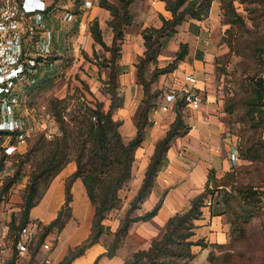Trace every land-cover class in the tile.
Wrapping results in <instances>:
<instances>
[{"label":"rangeland","instance_id":"1","mask_svg":"<svg viewBox=\"0 0 264 264\" xmlns=\"http://www.w3.org/2000/svg\"><path fill=\"white\" fill-rule=\"evenodd\" d=\"M54 1L57 3L58 11L50 19V25L54 30V51L50 56L55 58L54 60L58 58L60 61H57L56 67L46 71L39 79V87H35L32 93H30L31 91L27 93L26 99L30 105L39 109L38 111L46 108L50 113L48 100L52 97L65 98L67 112L75 108L81 101L91 106L100 103L103 108H107L110 99L107 91L109 69L106 60L110 54L109 51L104 50L99 43L94 41L91 26L96 21L103 40L109 44L112 36L109 22L111 15L106 9V12L102 10L97 13L93 7H86L83 4L85 0H81L77 5L73 4V0L71 3L69 0ZM112 1L117 2L118 0ZM211 5L215 9L214 11H217L216 15L207 20L205 18L208 16L203 18L205 20L197 27L188 24L189 39L191 40L193 33H195L200 37L201 43L208 40L207 47L212 54L209 60L211 70L209 72L204 71L203 74L209 73L207 81L215 93L214 105H217L215 115L224 124L223 134L229 136L235 143L240 157L233 167H227L221 175L216 176L215 170L209 172L212 181L210 180L207 195H211L215 209L224 210L223 214L227 223L225 240L221 243L202 241L201 244L194 245L191 247L192 255L181 259V263L264 264V208L259 196L260 188L264 185V108L261 107L257 99L255 84L256 79L260 77L264 69V0H211L210 7ZM68 8L75 12L82 10L80 18L83 21L82 24H80V20L77 22L76 19L64 20L61 18V13ZM75 14L73 13V18H76L77 15ZM143 23L135 22L132 15L130 22L124 26L123 37L120 41L119 59H121L122 54L125 55L126 52L132 50L131 52L135 54V61L132 63L135 70L136 63L144 49L143 38L141 35L140 39L139 33L141 34L142 28L148 26L147 24L143 26ZM181 24L180 29L178 27L179 33H175L160 48L156 58L146 65L145 75L147 78L150 77L155 66H164L174 59L175 52L181 40L184 39L183 36L186 31L185 26L187 24L184 22ZM132 64L129 63L126 67L130 66L131 68ZM182 70L179 61L176 68L159 74L151 83L150 88L155 96L152 99L153 106L148 112L149 124L145 128L144 137L147 127L152 123L149 119V113L162 105L165 82L169 83L171 74ZM136 83L142 89V84L137 76ZM118 91L122 95L119 82ZM143 97L142 89V95L139 98L135 97V104L133 105L134 108L137 106L134 117L135 127ZM175 104L174 100L172 109L170 108L174 115L176 112ZM179 111L186 118L190 115V110L186 106H180ZM67 112L65 114L66 120L68 118ZM114 117L118 118L115 112ZM54 130L55 133L58 132L57 124H55ZM165 131L159 138L165 134ZM33 137L29 138L25 146L26 150L29 149L35 139ZM124 139L127 138L124 137ZM29 164V160L23 164L22 172H28ZM137 164V161H134L133 166L137 167ZM214 177L224 184L215 186ZM21 183L19 182V186L13 187L12 194L9 196V203L4 204L3 208L0 209L1 214L4 212L6 216L21 215L20 209H18L22 200L23 185ZM124 185H127V181ZM249 188L258 192L249 195L246 191ZM119 194L120 200L113 210L119 211L122 208L121 215L116 216L118 219L125 215L130 204V201L126 205L124 204L122 188ZM123 205L124 207H122ZM39 208V205L33 208L31 214L33 216L39 215L37 214ZM131 214H136V211L134 210ZM40 215L45 216L46 214ZM30 218L43 225L49 222L45 219L41 220L39 217L30 216ZM163 232L164 227L153 238L160 237ZM59 233L52 230L45 238L57 237ZM39 235L36 237V248L31 246L32 250L35 248L32 262L36 264H42L38 252L43 240ZM111 237L112 234H106L101 240L104 243V241H109ZM58 241L57 239L53 247L43 254L50 256ZM124 242L125 236L120 246H123ZM130 245L132 248H128L126 257L130 256L136 249L141 248L137 244ZM195 248L200 249L196 251ZM57 262L53 263L51 259L50 264Z\"/></svg>","mask_w":264,"mask_h":264},{"label":"trees","instance_id":"2","mask_svg":"<svg viewBox=\"0 0 264 264\" xmlns=\"http://www.w3.org/2000/svg\"><path fill=\"white\" fill-rule=\"evenodd\" d=\"M69 1L71 3V0ZM80 1L73 0V4L77 5ZM133 1H97V5L108 10L111 15L109 22L112 36L109 44L103 40L98 23L95 21L91 26L94 41L99 43L104 50L109 51L110 54L106 60L109 69L107 91L110 101L108 107L103 108L100 103L91 106L81 101L75 108L67 112L65 98H50L48 108L58 126V132L51 138L37 133L33 137L35 139L29 149L26 150L24 147L14 159L13 168L5 176L2 185V192L12 191L13 187L19 186V182H22L23 185L22 200L18 206L21 215L12 214L10 217L11 231L17 232L32 221L30 210L39 202L55 175L70 160H75L76 169L64 182V202L58 209L56 216L48 224L40 223L41 228L38 234H40L41 240L51 242V248L56 243L57 237L51 239L45 237L52 230L60 232L71 217V185L76 177H80L83 182L87 196L94 206V214L88 235L73 247H69L56 264H70L75 257L83 254L90 245L98 241L102 242L101 239L106 234H112V237L109 241L102 242L106 248L102 254L108 257L115 255L131 223L138 220H148L157 213L161 206V197L150 209L140 214H131L134 210L140 209L142 202L151 191L158 170L167 161L166 152L173 139L187 133L190 127L186 122V117L179 111L180 106L189 107L182 95L178 94L175 99L174 119L165 134L155 142L154 151L148 160L142 181L130 200L125 215L118 219L116 228L112 229L107 220L120 200V189L132 175L133 163L136 158L135 151L141 145L145 128L149 124L148 112L153 106L152 99L155 96L150 85L159 74L172 71L177 67L178 62L184 59L188 52L187 42L181 41L174 59L164 66H155L149 78L145 75V67L156 58L160 48L175 35L182 22L207 17L211 3V0H162L165 9L169 11V16L161 15L160 25H148L142 28L144 49L136 63V76L142 84L144 97L138 114L135 133L131 138L124 139L119 130L122 120L115 118L114 112L122 106V96L118 91L120 72L118 60L121 52L120 41L123 37L124 26L130 22L132 16L130 5ZM72 12L76 13L77 16L74 19L78 22L82 10ZM190 25L197 27L192 22ZM49 59L52 61L55 58L49 56ZM39 81L37 79L31 86L30 93L34 91L35 87H39ZM255 84L257 99L261 107L264 108V78L258 77ZM66 112L68 114L67 120L65 118ZM28 160L30 161L29 170L22 172V166ZM210 180L212 181V176L209 175L204 189L191 199L186 210L176 212L167 219L164 232L160 237L153 238L147 248H138L133 251L130 256L125 258V264H183L181 259L192 255L191 247L205 241L203 238L191 239L196 227L195 220L202 214V207L205 204L204 198L211 199L209 205L211 215L224 212V210L215 209L211 195H207ZM213 183L215 186L224 184L215 177ZM246 191L249 195L258 192L251 188ZM259 196L263 200L262 190L259 191ZM102 254L97 256L92 264H97Z\"/></svg>","mask_w":264,"mask_h":264},{"label":"crops","instance_id":"3","mask_svg":"<svg viewBox=\"0 0 264 264\" xmlns=\"http://www.w3.org/2000/svg\"><path fill=\"white\" fill-rule=\"evenodd\" d=\"M90 7H93L97 13L102 10L106 12L105 9L97 5L96 0H93ZM214 10L213 5H211L206 20L216 15L217 11ZM130 12L135 22H144L143 26L146 24L160 25L161 15L169 16V11L165 9L162 0H134L130 5ZM205 19L184 21L187 25L185 26L184 39L181 41L188 43L189 50L184 59L180 60V67L183 70L171 74L170 82H165L162 105H166L167 108L163 109L161 105L149 113V119L152 123L147 127L146 135L135 151L137 167L133 166L132 175L127 181V185L122 188V196L126 205L133 198L142 181L148 160L154 151L156 140L163 134L175 116L174 112L170 111L174 100H168L165 95L169 89H178L182 86L185 72H192L197 80L201 101L197 108L188 106L190 115L187 116L186 122L190 126L189 130L184 135L175 137L171 142L166 152L167 161L158 170L151 191L142 202L140 209L136 211V214L150 209L161 197L162 202L159 210L148 220H138L131 223L125 235V242L123 246L121 245L117 249L115 255L111 257L103 255L102 253L105 252L106 248L101 241H98L90 245L83 254L75 257L70 264H92L100 254L102 255L99 257L97 264H125L128 248H132L130 244H137L141 248L147 247L150 240L164 227L167 219L176 212L186 210L191 199L204 189L211 170H215V175L218 176L229 167L227 156L230 147L235 143L232 142L229 136L223 134L224 124L215 115L217 107V105H214L215 93L207 81L209 73L203 74L204 71L209 72L211 70L209 60L212 54L207 47L208 40L201 43L200 37L195 33H193L191 40L189 39L188 24L190 25L192 22L199 26ZM181 25H179V29ZM176 33H179V31ZM139 37L141 39L140 33ZM131 51L126 52L125 55L122 54L121 59L118 60L119 66L123 67L118 75V82L123 96L121 95L122 106L115 111L117 117L122 120L121 133L127 139L131 138L136 130L134 117L137 106L133 107L135 97L139 98L142 95L141 86L136 83V70L132 64L135 61V54ZM129 63L132 64L131 68L130 66L126 67ZM75 169V161L70 160L55 175L39 202L31 208L32 210L39 205L40 208L37 213L39 215L33 216L30 210V216L47 221L56 216L65 199V179ZM71 193L72 215L57 235L59 241L50 256L44 255V250L38 252L42 264H50L51 259L53 263L57 262L69 247L79 243L90 232L94 206L87 196L80 177H76L72 182ZM121 212L122 208L119 211L115 210L110 213L107 221L111 224L112 229L116 228L118 224V217L116 216L121 215ZM40 214L46 215L42 216ZM225 218L223 213L211 215L209 205L204 204L201 216L195 220L196 227L191 239L203 238L208 242L221 243L226 237L227 223Z\"/></svg>","mask_w":264,"mask_h":264},{"label":"built area","instance_id":"4","mask_svg":"<svg viewBox=\"0 0 264 264\" xmlns=\"http://www.w3.org/2000/svg\"><path fill=\"white\" fill-rule=\"evenodd\" d=\"M92 4L93 0L84 1L86 7ZM57 11L54 0H0V209L9 203L12 194V191L2 192L5 176L12 170L14 159L29 138L37 133L47 138L55 134L53 115L46 108L38 111L28 103L26 95L36 80L60 61L49 59L54 51L50 19ZM61 18L74 19L73 12L66 9ZM79 22L83 23L82 20ZM260 77L264 78V69ZM178 94L189 107L199 106L201 96L192 72H185L182 86L169 89L165 97L173 101ZM238 159V149L232 145L227 156L229 167H233ZM260 189L264 208V185ZM204 203L210 205L211 199L204 198ZM10 217L0 213V264H34L31 246H35L40 222L32 219L16 232L10 229ZM50 248L51 242L45 240L39 251L46 252Z\"/></svg>","mask_w":264,"mask_h":264}]
</instances>
